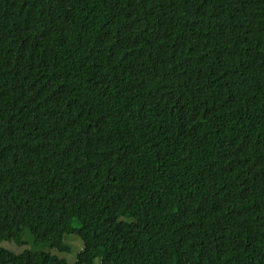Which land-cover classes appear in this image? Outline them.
<instances>
[{
    "label": "trees",
    "instance_id": "trees-1",
    "mask_svg": "<svg viewBox=\"0 0 264 264\" xmlns=\"http://www.w3.org/2000/svg\"><path fill=\"white\" fill-rule=\"evenodd\" d=\"M0 264H264V0H0Z\"/></svg>",
    "mask_w": 264,
    "mask_h": 264
},
{
    "label": "rangeland",
    "instance_id": "rangeland-1",
    "mask_svg": "<svg viewBox=\"0 0 264 264\" xmlns=\"http://www.w3.org/2000/svg\"><path fill=\"white\" fill-rule=\"evenodd\" d=\"M63 242L65 243L68 250L59 252L56 249L50 247L48 244L33 243L30 231L24 229L20 240L3 241L1 245L5 246L15 253H19L26 249L43 250L48 253L57 255L59 258L65 259L69 263H73L76 260L77 253L83 248L82 240L76 234H67L63 237Z\"/></svg>",
    "mask_w": 264,
    "mask_h": 264
}]
</instances>
